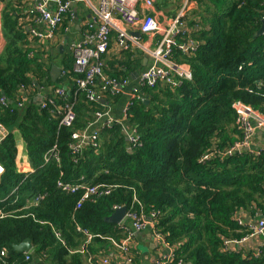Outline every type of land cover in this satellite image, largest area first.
Segmentation results:
<instances>
[{
    "label": "trees",
    "instance_id": "obj_1",
    "mask_svg": "<svg viewBox=\"0 0 264 264\" xmlns=\"http://www.w3.org/2000/svg\"><path fill=\"white\" fill-rule=\"evenodd\" d=\"M200 1L195 11L199 27L190 32L199 41L197 48L189 55L174 49L176 61L190 66L191 78H180L175 87H145L148 102L136 99L127 108L126 126L135 130L139 145L130 146L121 125L114 123L99 129L95 146L87 145L77 154L70 151L72 131L83 129L106 106L89 101L75 85L83 73L74 70L70 54L62 57L60 74L51 80L44 55L50 59L58 54L56 48L46 50L29 39L34 14L24 13L26 0L6 2L0 50V98L6 99V106L0 103V123L9 133L0 142V194L13 190L6 202L14 206L18 197L33 200L21 205L17 215L0 218V249L6 248L10 257H0V264H22L23 253L12 244L24 239L46 264H89L87 257L93 254L94 262L100 248L112 247L109 237L119 240L127 234L105 221L118 206L151 216L175 248L165 264H264V246L258 257L250 258L220 251L225 238L247 233L231 220L234 212L253 216L257 209L264 210V148L258 153H224L240 138L232 103L240 100L264 113V35L256 34L264 0ZM196 18L189 19L190 26ZM115 36L111 31V43ZM137 50L103 54V73L124 78L131 62L140 66L134 59ZM63 86L64 98L58 103L72 106L75 119L70 128L58 124L51 107L40 109L29 98V93L47 88L50 93ZM20 87L28 99L17 106ZM104 97L111 106L120 95ZM14 129L24 142L31 172L15 169ZM59 182L102 186L77 207L80 194L61 191ZM72 216L94 234L83 252L76 248L83 238Z\"/></svg>",
    "mask_w": 264,
    "mask_h": 264
},
{
    "label": "built area",
    "instance_id": "obj_2",
    "mask_svg": "<svg viewBox=\"0 0 264 264\" xmlns=\"http://www.w3.org/2000/svg\"><path fill=\"white\" fill-rule=\"evenodd\" d=\"M28 7L23 8L24 13L34 14L32 24L28 26L29 39H37L39 45H45L46 41L51 39L58 31L68 33L71 25L78 18L75 9L76 4H82L89 14V20L82 23L79 31L80 37L72 44L73 68L75 71L82 72L83 76L75 78V85L78 89L86 92L89 101L98 100L106 106L105 110L94 113V121L109 119V106L105 101L104 94L124 95L127 98L123 118L120 121L113 122L105 120L102 127H110L114 123L121 124L127 142L130 146L139 145L138 135L135 130L125 127L124 122L127 119V108L133 100H142L147 98L143 92L145 87H154L156 85H170L172 87L180 84V78H191L190 66L185 62L176 61L172 58L174 49L184 55L191 54L198 46L199 41L194 40L190 32L197 27L189 26L183 18L184 13L180 11L173 18H168L165 22L159 21L153 11H146L152 8L153 0H143L145 13H140L135 8V0H26ZM196 1V0H194ZM198 1V0H197ZM189 4V0H188ZM21 12V7H20ZM23 18H21V21ZM116 33L114 42L111 43L110 32ZM138 32L144 35L146 42L140 41L139 37L133 36L132 33ZM113 45V48H112ZM137 47L148 58L149 62L137 71L134 77L139 91L123 92L128 84L127 77L114 78L106 76L103 73L102 56L105 53L112 52L117 54L122 50H129ZM264 82V79H263ZM44 90V94L39 97L38 103L40 109H49L58 120V124L64 127H72L75 114L71 104L58 103V100L64 98V88L55 87L49 93ZM17 106H22L28 96L24 89L19 91ZM0 103L6 106V99L0 98ZM235 114V123L240 131L239 140L224 153L230 154L232 151L253 150L258 153L264 148L260 144H255L256 134L261 132L264 135V113L253 109L250 105L236 100L232 103ZM95 130L90 133L72 131L71 137L73 142L70 144L72 154H77L87 145L95 146L97 142V133ZM9 130L0 123V142L8 135ZM54 148V146H53ZM53 150V149H51ZM208 156L205 155L203 159ZM57 159V156H56ZM3 171L0 165V175ZM58 187L61 191L68 194H80L79 203L87 199L90 194L97 192L100 186H91L86 184H73L69 182H59ZM80 191V192H79ZM107 190H104L106 193ZM102 193V192H100ZM37 198L34 199V201ZM262 210V209H261ZM260 210L250 217L245 211L234 212L231 215L233 220L240 228H246L247 233L241 237L225 238L221 245L220 251L224 253L241 252L244 257H258L264 246V210ZM6 213L0 210V218ZM257 216V218H255ZM253 219V221L250 220ZM77 232L83 233L85 241L88 242L94 235L86 229L81 228L73 219ZM122 220V221H121ZM118 224L120 228L127 230V234L117 245L120 252L128 254L131 248L132 229L140 230L148 228L153 237L168 250V254L161 259H156L154 264H165L173 255L175 248L169 244L163 233L155 228L151 216H147L141 209L127 210ZM55 237L62 242V238L56 230H53ZM83 252V247L79 249ZM250 254L247 256L246 254ZM0 257H6L4 250L0 251ZM93 255L87 257L89 264L92 262ZM22 264H34L31 260V254L25 252ZM96 264H109L108 259H97Z\"/></svg>",
    "mask_w": 264,
    "mask_h": 264
},
{
    "label": "crops",
    "instance_id": "obj_3",
    "mask_svg": "<svg viewBox=\"0 0 264 264\" xmlns=\"http://www.w3.org/2000/svg\"><path fill=\"white\" fill-rule=\"evenodd\" d=\"M92 1L94 3H97V0H92ZM6 2H8V0H0V50H1L3 43H4V36H3L2 29H1V26H2L1 17H2L3 10L7 6ZM200 3H201L200 0H198V1L197 0L196 1L189 0V4H188V0H153L152 8L149 7L146 11H148V12L153 11L157 15L158 20L162 21V22H165L168 18H173L175 15H177V13H179L180 11H183V13H184L183 18L186 20L187 24L190 26V20L189 19L193 18L192 15H194V18H196L198 16V15H196L195 11L198 12V10L200 8V6H199ZM74 7H75L77 14L79 16L74 21V23L71 25L69 32L68 33H62V31H58L51 39L46 41L45 45H40L46 50L56 48V53H58L56 55L54 54V56H52L50 59H48L49 58L48 54L45 53L44 58H45V61H47V63H48L49 69L52 65H55L58 68H61L62 57L67 55V54H70L73 58L72 44L74 42H76L77 39L80 37L79 31L82 28V23L84 21L90 19L88 12L85 10V8L82 4H76ZM135 8L140 13H145V5L143 3V0H135ZM195 15H196V17H195ZM198 19H199L198 17L195 19V25H194V27L196 26L197 28L199 27ZM137 37H139L140 41H143V42L147 41L145 39L144 35L140 34ZM36 43L39 44L37 41H36ZM112 48H113V45H112ZM137 51H138V54L134 59L138 60V63H140V66H135L134 62H131L130 68L128 70L126 69L127 73H126L125 77H127V79H128V84L125 88H123V92L125 91L126 94H127V91L128 92H131L133 90L139 91V88L137 87V85L135 83L134 77H136L137 71L140 68L144 67L149 62L148 58L145 57V55L142 53V51L139 48ZM108 53H110L109 55H111V56H115V54H113L112 52H108ZM172 58L176 60L174 54H173ZM63 88H64V86H63ZM48 89L49 88H47L46 91H48ZM43 92H44V90L42 92L36 91V92L29 93V98H33L35 100L36 104H38L39 97L42 94H44ZM143 92H144V90H143ZM124 95H121L119 97V100L117 102H115L114 105L109 106V119L104 118V119H101L100 121H97L95 123L93 122L91 125H89L92 121H94V117H93L92 119L87 121V123L83 129L78 128L79 130H76V131L80 132V133L83 131H86V133H90V132H93L95 130L99 131V129L102 128V124L104 123L105 120L106 121L112 120L113 122L122 120L123 111L125 109V105H126V101H127V98ZM124 126L128 127V126H126V121L124 122ZM121 129H122V126H121ZM122 131H123V129H122ZM13 132L15 133L16 147H17L16 148L17 150H16L15 155H14L15 169L19 173L31 172L32 168H31V165L29 162L27 152L25 150L24 142L21 139V135H20V133H18V131H16V129H14ZM256 144H260L262 147L264 146V135L261 132L256 134L254 145L256 146ZM73 184H85V183L84 182L83 183L82 182H73ZM86 185H88V184H86ZM91 186H93V185H91ZM12 192H13V190H7V191H3L2 194H0V210L2 212L6 213L4 217L15 216V215H17L15 213H17L18 211L21 210V205L23 207H26L27 205L32 204L33 199H32V197H29L28 195H25L24 198L18 197V201H19L18 206H14V205H12V203L6 202L7 197H9V199H10V197H11L10 194ZM13 202H15V199L13 200ZM120 207H122V206L115 207L110 214H112L115 209L120 208ZM258 210H260L261 213L263 212L261 209H257L256 211H258ZM4 217H2V218H4ZM250 217H252V216H250ZM255 218H257V216H255ZM250 220L253 221L252 218H250ZM121 221H119V222H121ZM119 222L115 223L117 228H120L119 224H118ZM79 226L83 229H86L90 234L94 235L88 228H85L81 225H79ZM131 229H132L131 248L129 249V252L127 255H125L123 252H120V250L117 248V245L113 244V241H116L117 243H119L122 239H124V237L126 235L119 240H114L113 238L109 237V239L111 241L110 243H112V247L110 246V248H106V249L100 248L98 254L94 256L95 264L97 262V259H100V258L108 259L109 264H154L156 259H161L165 255L168 254V250L165 249L153 237V235L151 234V232L148 228H144V229H140V230H135L133 228H131ZM79 233H80L79 235L83 238V241L76 248L80 249L83 247V249H84V247H86V244L88 242H90V240L88 242H86L85 236L83 235V233H81V232H79ZM16 244H18V243H16ZM1 250H4L6 252V257H2V258L9 259L10 257L6 251V248L3 247L0 249V251ZM27 252H29L31 254V260L34 264H46L45 261L40 256L33 253L32 248ZM20 253H23V255L25 254V252H20ZM5 261H7V260H5Z\"/></svg>",
    "mask_w": 264,
    "mask_h": 264
},
{
    "label": "water",
    "instance_id": "obj_4",
    "mask_svg": "<svg viewBox=\"0 0 264 264\" xmlns=\"http://www.w3.org/2000/svg\"><path fill=\"white\" fill-rule=\"evenodd\" d=\"M256 34L257 35H264V18L261 19L260 27L257 30ZM132 35L137 37V36H139V33L134 32V33H132ZM59 74H60V68H58L55 65H52L49 69V75H50L51 80L53 82L56 81ZM141 101L146 104L148 102V99L143 98ZM125 211H126V208L124 206L117 208L114 210V212L112 214H110L109 216H107L105 218V221L108 223L115 224L122 219V217L125 214ZM12 247L17 252H27L31 249V242L29 239H24L18 244H13Z\"/></svg>",
    "mask_w": 264,
    "mask_h": 264
},
{
    "label": "rangeland",
    "instance_id": "obj_5",
    "mask_svg": "<svg viewBox=\"0 0 264 264\" xmlns=\"http://www.w3.org/2000/svg\"><path fill=\"white\" fill-rule=\"evenodd\" d=\"M192 16H194V15H192ZM3 192V191H2ZM2 192H1V194H2Z\"/></svg>",
    "mask_w": 264,
    "mask_h": 264
}]
</instances>
